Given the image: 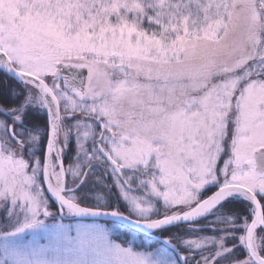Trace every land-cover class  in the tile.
Wrapping results in <instances>:
<instances>
[{
  "label": "snow or ice",
  "instance_id": "1",
  "mask_svg": "<svg viewBox=\"0 0 264 264\" xmlns=\"http://www.w3.org/2000/svg\"><path fill=\"white\" fill-rule=\"evenodd\" d=\"M0 211V264H264V0H0Z\"/></svg>",
  "mask_w": 264,
  "mask_h": 264
},
{
  "label": "flooded vegetation",
  "instance_id": "2",
  "mask_svg": "<svg viewBox=\"0 0 264 264\" xmlns=\"http://www.w3.org/2000/svg\"><path fill=\"white\" fill-rule=\"evenodd\" d=\"M32 115H33L32 120L35 118H38L40 116L42 118V120L44 121L43 117L40 114H39V116H37L38 114L35 115L32 113ZM41 126H43V125H41ZM221 163H222V161H221ZM235 204H237V205H235ZM235 204H233L232 206H229L228 211H243V204H240V203H235Z\"/></svg>",
  "mask_w": 264,
  "mask_h": 264
},
{
  "label": "rangeland",
  "instance_id": "3",
  "mask_svg": "<svg viewBox=\"0 0 264 264\" xmlns=\"http://www.w3.org/2000/svg\"><path fill=\"white\" fill-rule=\"evenodd\" d=\"M33 114L37 115L36 113H33ZM32 116L33 115L31 113V118H32ZM37 116H39V114ZM33 121L38 122L40 125H43L44 124V121L42 120V118L40 116L38 118L33 119ZM235 205H237V204H235ZM3 217H4V213L2 211H0V222L3 221Z\"/></svg>",
  "mask_w": 264,
  "mask_h": 264
}]
</instances>
